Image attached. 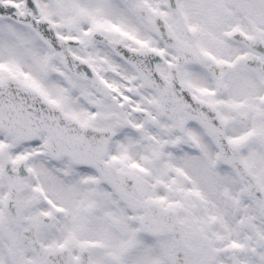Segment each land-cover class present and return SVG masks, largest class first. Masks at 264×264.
<instances>
[{
    "label": "snow or ice",
    "instance_id": "obj_1",
    "mask_svg": "<svg viewBox=\"0 0 264 264\" xmlns=\"http://www.w3.org/2000/svg\"><path fill=\"white\" fill-rule=\"evenodd\" d=\"M0 264H264V0H0Z\"/></svg>",
    "mask_w": 264,
    "mask_h": 264
}]
</instances>
